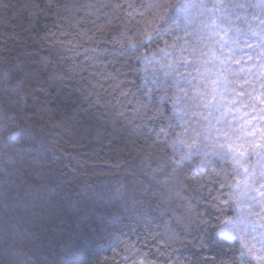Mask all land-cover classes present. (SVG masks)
Segmentation results:
<instances>
[{
    "label": "trees",
    "instance_id": "trees-1",
    "mask_svg": "<svg viewBox=\"0 0 264 264\" xmlns=\"http://www.w3.org/2000/svg\"><path fill=\"white\" fill-rule=\"evenodd\" d=\"M187 1L0 0V264L254 263L264 152L210 127L208 5ZM260 2L219 0V23L254 44ZM252 62L219 57L248 120L227 135L264 128Z\"/></svg>",
    "mask_w": 264,
    "mask_h": 264
},
{
    "label": "rangeland",
    "instance_id": "rangeland-1",
    "mask_svg": "<svg viewBox=\"0 0 264 264\" xmlns=\"http://www.w3.org/2000/svg\"><path fill=\"white\" fill-rule=\"evenodd\" d=\"M261 6L264 8V0H260ZM192 1L188 0L187 4L192 8ZM203 4H207L208 6L204 10V21L206 33L209 37L208 42V51L209 58H211L209 64L207 65V69L210 71L209 74V95L207 96L206 104H211L213 111L212 114L215 116V120L211 119L209 121L210 127L214 128L217 132H222L225 134L227 130L230 129L232 125L240 126L243 125L244 121H248L247 119H241V117H234V112L230 111L228 108V103L233 101V98H230L232 93L226 89V83L224 78L219 74V70L223 67L219 63V57H227L229 53H231L232 46L238 47L242 56L248 58L253 56V62L258 69H264V42L259 41V38H264V20L260 21L259 24L253 29V36L256 39L254 44L249 40H241L238 38H234L224 26H222L220 21V13H218V9L216 8V4H219V0H203ZM264 12V11H263ZM228 37V38H227ZM260 46V48L258 47ZM263 47V48H261ZM257 57V58H256ZM263 60V63H261ZM157 63L151 58H146L144 60V70L146 73L160 72V67H157ZM212 72V73H211ZM212 81H218L219 87L216 88L215 92L212 91ZM229 89V88H228ZM225 94L229 101H225ZM215 96V99H213ZM209 97V98H208ZM229 114V116H227ZM239 118V119H238ZM230 119L229 121H227ZM231 123V125H230ZM226 124L230 125L226 128ZM257 125H248L247 124V133L244 135H235V133H229L228 135H224V138L228 141L226 144L227 147L235 148V155L238 159L241 157V162L245 163V159L247 161L248 155L252 152L249 149L250 144L259 143V134H257L255 140H253L250 136V133L257 132V130L262 129ZM206 137L208 136L206 132H202ZM219 144L222 143V137L220 140L218 139ZM223 144V145H224ZM246 146V147H245ZM245 147V155H240L243 152V148ZM261 157V159H263ZM247 180H250L249 177ZM244 188H249V181L243 184ZM249 216V215H248ZM242 217L247 220L244 223L243 232V242L246 247V255L249 259H252L254 263L251 264H264V198L260 201L259 211L251 218L247 219V212L242 210ZM261 256V257H260Z\"/></svg>",
    "mask_w": 264,
    "mask_h": 264
},
{
    "label": "snow or ice",
    "instance_id": "snow-or-ice-1",
    "mask_svg": "<svg viewBox=\"0 0 264 264\" xmlns=\"http://www.w3.org/2000/svg\"><path fill=\"white\" fill-rule=\"evenodd\" d=\"M212 91L215 92L216 88L219 87V82L218 81H212ZM199 95V93H198ZM213 99H215V96H213ZM257 134H259V139L260 142L259 143H254V144H250L249 145V149L252 152H256V151H260V152H264V128L257 130V132H253L250 133V136L253 140H255ZM225 135H227V133H225ZM240 155H244V152H241ZM241 167H243V165H241ZM247 169H245V173L247 174ZM262 177H264V174H262ZM261 188H264V184L260 185ZM259 191V190H257ZM262 196H264V192L260 193Z\"/></svg>",
    "mask_w": 264,
    "mask_h": 264
}]
</instances>
